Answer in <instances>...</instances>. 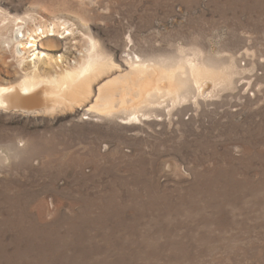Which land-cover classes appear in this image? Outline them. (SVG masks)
Segmentation results:
<instances>
[{
    "label": "rangeland",
    "instance_id": "1",
    "mask_svg": "<svg viewBox=\"0 0 264 264\" xmlns=\"http://www.w3.org/2000/svg\"><path fill=\"white\" fill-rule=\"evenodd\" d=\"M91 39L225 86L142 125L0 109V264H264V0H0V87L73 71Z\"/></svg>",
    "mask_w": 264,
    "mask_h": 264
},
{
    "label": "bare ground",
    "instance_id": "2",
    "mask_svg": "<svg viewBox=\"0 0 264 264\" xmlns=\"http://www.w3.org/2000/svg\"><path fill=\"white\" fill-rule=\"evenodd\" d=\"M62 25L64 32H73L69 26L66 27L68 22L52 23L47 28L41 27L40 34L36 31L35 37L32 33L27 36V39L33 40L26 43L19 41L20 48H39L38 43L44 38H49V43H53L56 33H62ZM90 41L91 49L87 50L84 61L73 71L47 81L25 78L17 85L1 86L0 109H8L5 97L11 93L20 91L32 95L40 92L49 104L26 115L54 114L65 106L88 102V114L121 124L142 125L152 119L160 121L164 112L177 111L178 106H184V103L187 105L197 97L208 96L210 88H213V92L225 86L219 66H214L212 61L206 65L194 61V57L172 62L157 57H134L131 49L126 58H120L121 65H117L114 59L98 51V45L93 39ZM105 76L108 80L97 87V81Z\"/></svg>",
    "mask_w": 264,
    "mask_h": 264
},
{
    "label": "water",
    "instance_id": "3",
    "mask_svg": "<svg viewBox=\"0 0 264 264\" xmlns=\"http://www.w3.org/2000/svg\"><path fill=\"white\" fill-rule=\"evenodd\" d=\"M40 92L32 95L23 94L20 91L11 93L5 97L8 103V111L10 113H17L26 115L28 112H35L43 109L49 104L47 99H43Z\"/></svg>",
    "mask_w": 264,
    "mask_h": 264
}]
</instances>
